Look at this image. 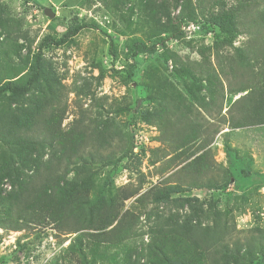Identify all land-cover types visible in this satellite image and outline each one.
Listing matches in <instances>:
<instances>
[{
  "label": "trees",
  "instance_id": "1",
  "mask_svg": "<svg viewBox=\"0 0 264 264\" xmlns=\"http://www.w3.org/2000/svg\"><path fill=\"white\" fill-rule=\"evenodd\" d=\"M171 1L179 7V0ZM199 4L201 13L205 5L221 7L209 21L229 44L239 36H248V41L235 48L231 57L218 54L216 66L187 63L172 54L179 77L192 82L193 95L186 98L172 86L161 93L158 109L142 114V121L157 128L158 141L164 145L161 159L166 162L159 168L161 172L171 171L173 163L183 166L165 180L168 186L152 187L142 195V185L116 193L95 191L98 169L116 166L134 153L133 136L127 142L86 111L64 128L68 110L58 86L65 87L48 75L44 52L69 45L90 26L75 24L61 38L47 36L37 51L27 46L17 76L0 70L2 229L21 232L52 226L62 234L74 235L67 254L79 264H244L247 259L252 264L251 254L264 249V230H250L243 243L237 240L231 250V230L226 222L221 223L222 214L214 202L205 208L206 203L197 199L175 196L186 191L183 186L220 189L231 182L227 169L219 171V180L213 176L217 173L211 149L214 138L224 127L233 131L264 125V0H199ZM2 21L0 15V26ZM12 35L7 31L5 39ZM161 43L135 40L130 57L154 54L165 47ZM4 57L10 67L13 58ZM128 77H132L131 71ZM229 137L227 134V141ZM224 148L230 156L233 149L228 142ZM4 183L9 184V191L2 188ZM138 195L139 203H174L178 210L188 206L190 213L149 215L148 242L132 262V251L125 244L136 236L141 217L134 211L124 212L123 207Z\"/></svg>",
  "mask_w": 264,
  "mask_h": 264
},
{
  "label": "rangeland",
  "instance_id": "2",
  "mask_svg": "<svg viewBox=\"0 0 264 264\" xmlns=\"http://www.w3.org/2000/svg\"><path fill=\"white\" fill-rule=\"evenodd\" d=\"M200 5L199 0H179L178 8L171 0H0V70L12 77L21 72L27 46L37 51L47 36L61 38L75 24L90 26L69 45L46 49L44 57L50 78L65 87L58 86L68 110L64 128L86 111L92 118L109 124L127 142L130 136L134 138L135 150L129 158L97 170L96 192L116 193L142 185V195L152 187L168 186L165 180L183 166L174 167L173 163L171 171L161 172L159 168L166 162L161 159L164 145L158 141L157 128L142 121V114L158 109L161 93L172 90V86L186 98L193 95L192 82L179 77L172 54L187 63L208 62L216 66L218 54L231 57L236 54L235 48L248 41V36H239L229 44L227 37L220 36L218 28L209 21L221 7L205 5L206 10L201 13ZM45 9H50L55 17L47 16ZM7 31L13 33L10 39H5ZM156 33L160 37H154ZM135 40L163 42L165 47L131 59L129 48ZM7 54L11 56L7 58H13L10 67L2 60ZM244 94L234 96V100ZM226 142L233 149L230 156L224 148ZM211 149L217 168L213 176L219 180L220 172L227 169L232 174L231 182L220 183L224 185L220 189L183 186L186 191L175 197L197 199L206 203L205 208L210 201L214 202L222 214L221 223L226 222L231 230L230 249L235 250V242L243 243V236L250 234V230H264V125L233 131L224 127ZM2 188L10 190L7 183ZM139 196L126 201L123 207L124 212L134 211L141 217L135 226L136 236L125 244L132 251V262L148 242L149 215L190 213L188 206L178 210L174 203H139ZM70 237L75 236L62 234L52 226L21 232L0 227V264H79L67 254ZM249 258L252 264H264V249L253 252ZM244 264H250L248 259Z\"/></svg>",
  "mask_w": 264,
  "mask_h": 264
},
{
  "label": "water",
  "instance_id": "3",
  "mask_svg": "<svg viewBox=\"0 0 264 264\" xmlns=\"http://www.w3.org/2000/svg\"><path fill=\"white\" fill-rule=\"evenodd\" d=\"M45 14L49 16L51 19L55 17V14L50 9H45Z\"/></svg>",
  "mask_w": 264,
  "mask_h": 264
}]
</instances>
